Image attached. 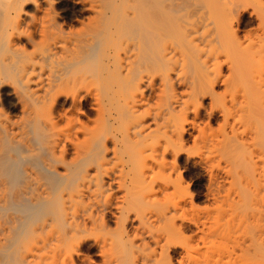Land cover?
<instances>
[{
  "label": "bare ground",
  "instance_id": "obj_1",
  "mask_svg": "<svg viewBox=\"0 0 264 264\" xmlns=\"http://www.w3.org/2000/svg\"><path fill=\"white\" fill-rule=\"evenodd\" d=\"M165 2V0H102L100 2L102 3L101 6L93 7L94 11L96 8L100 9V11L95 12L100 13V15L103 13L101 16L102 21L104 20L102 31L99 30L101 26H98L96 29H89V32L79 36V38L67 36L68 39H71V41L68 40V47L66 46L68 41L64 43L65 46L57 41L61 38L60 42L64 41L63 36L65 34L56 32L52 34L43 28L42 35L44 37H42L45 40H48L47 38L51 39L52 43L51 40H48L50 44L46 41L45 45L48 46L46 45L41 50L42 53L40 51L34 52L36 54L41 53V56H38L40 59L37 57L38 62L35 61V58H32V56H36L30 55V52L26 51L20 44L23 38L22 35L27 33L23 32L22 29L19 34L11 32L12 35L17 34H14V36L10 34L9 37L8 34H4L8 38L6 36L3 39L4 37L1 35L6 24L3 23L4 26L1 24L0 37L3 38H0V90L1 86L10 84L13 97L23 106L24 120L12 124L7 120L8 118L6 120L0 118V264H68L72 252L77 251L79 248L77 235L82 227V223H80L82 216L71 208L75 209L84 202L87 193L91 192L89 188L92 183L94 184L93 178L98 174L96 172L107 165L111 148H109L110 145L108 146L109 141L114 146L111 150L117 154L120 152L119 149H122L121 152L124 153L123 155H121L122 153L119 154V156L121 155V160L125 164L127 159L123 157L125 151L128 150L129 152H126L129 155L128 165L126 166L130 165V168L127 167V170L119 169V172L121 170V172L126 171V173L122 172L124 176L122 174L121 176L125 179L118 177L121 182H117L119 185L122 183V186L126 188L127 195H123L128 196V198H124L127 200L124 202H127L129 207L125 208L126 206H123V209L120 206L121 210L119 211L126 210L130 214L131 209L136 211L144 205H147L148 209L151 204L158 203L159 197L157 198V195L155 198V195L159 191H161L159 194L162 192L165 194L168 191L170 194L167 192V198L171 195L175 197V195L183 194L180 184L172 180L174 172L171 173V170L173 171L175 168H169L167 158L173 156L178 160L181 153L183 154V145L185 146L183 137L190 130L188 129L189 125L192 128L195 127V121H190V115L194 113L197 119L201 116L199 109L204 108L202 102L206 97L205 95L208 94L207 96L210 95L209 97L215 100L212 105L218 102L215 99L218 95L221 98V93L215 91V86L218 85L220 78H217L215 74L214 78L213 75H207L205 69L203 70L200 65L198 66V60L201 61V59L195 55L200 54V45L193 37L197 32L188 25L180 30L181 27H178L176 22L178 19L175 20L172 12V3L170 6L168 5L169 7H163ZM4 3L8 4V10H4L3 13L6 16L8 15L9 18L11 16L20 18L28 3L38 5L35 0H5ZM16 4L19 9L16 8ZM105 6L115 7L117 12H111V15L104 13L107 9H105ZM111 7H108V9H111ZM2 9L1 11H3ZM116 9H113V11ZM8 11L10 12L8 13ZM3 13L1 12V15L4 18ZM118 17H121L123 23L120 25L121 27L114 30L111 28L114 22L113 19L116 20ZM17 22L18 25L20 22ZM14 25L10 24L11 27L18 28L17 25ZM228 26L230 27V25ZM16 28H12V30H16ZM7 30L5 29V31ZM19 30L21 29L18 28L17 31ZM100 32L102 36H100ZM26 36L24 35V37ZM64 37L66 38V36ZM27 39L31 40L28 36ZM208 44L210 46L211 43L208 42ZM177 54L182 57L179 58ZM219 56L217 55V57ZM95 57H98L99 60ZM94 58L98 61H94ZM178 58L181 59L180 61L183 64L178 61ZM217 61L219 60L217 59ZM98 62L100 64V66H97V68L100 67L99 70L95 66ZM216 64H218L215 65L218 66V69L222 67H219L220 62ZM178 65L180 66L178 67ZM234 65L233 68H235ZM36 66H40L41 70L36 71L38 69ZM104 72L119 79H117V82L113 80L115 83H119L118 91L115 89L117 92H114L113 86V89L108 86L110 76H107L108 79L107 77L103 79L107 80L106 87H110H107V90L109 89V92L113 90L114 93L109 94L108 91H105V86L103 89L102 87L98 89L101 85L96 86L98 85L96 84L97 80L102 79L100 74L102 73L103 77ZM233 72H236L235 69ZM219 73L216 72V75L218 76ZM237 76L239 77V75ZM240 76L242 77V74ZM238 77H234L233 82L236 81L235 79L238 82L240 80ZM8 80H10V83ZM237 82H235L233 88L237 85ZM121 84L122 87L120 88ZM176 84L186 89V93L184 92L187 94L186 98L184 95L176 93ZM95 87L99 92L102 91L100 94L98 92L99 96L96 95V92L94 95V90L97 91ZM143 87L148 88L151 92L159 93L155 105L145 98ZM81 89L86 90L87 94L95 98L99 111L104 115H108V117H103L101 113L103 120L108 118L106 123L104 121L106 125L103 123L104 125L101 126L100 130L96 127H81L78 129L75 123L76 120L72 119L69 121L67 130H59L56 119L51 113L52 108L63 96L71 97L73 103L76 104L81 96V93L77 91ZM104 91L105 95H102ZM235 92L237 93V91ZM248 92V95H244L242 102L241 100L237 101L236 98L233 99L231 108H227L225 104L220 107L222 103L219 106L216 103V106L211 105L210 111H207L211 120L216 115L214 114V108H220L223 119L222 135L220 134V137L219 135L218 137H212L214 132L210 134L211 138L206 137L203 133L204 136L200 134L204 137V140L201 137L202 142L207 143L208 147L211 148L209 150L206 147L209 150L208 153L213 156L212 159L206 156L208 160L205 162L208 163L209 168H205L209 170V173H207L210 176L212 185L217 186L218 189V193H216L217 191L216 194L213 193L214 200L217 201L219 198L222 200V189L220 188L224 186V181L227 180L230 186L227 195L222 197L225 202H228L229 213H226L223 218L218 217L222 218L221 223L218 222L219 220L217 221V218L213 219L214 224L210 223L208 241L206 238V242L209 243V245L207 243L209 248H214L216 245L219 247L220 244L224 243V247L230 249V251L227 250L229 256H226L230 259V256L233 255L230 260L235 256L233 259L237 261V264H239V260H246L251 264L257 262V264H264V205L261 206L264 204L262 203L264 198L261 199L264 196V192H262V190L264 191V179L262 180L264 178V153L261 159L262 166L260 167L262 171L258 170L259 165L256 162L258 166L251 169V173L246 171V165L249 162L253 163V154L251 153L248 159V152L241 153L242 149L244 151L246 149L248 137L251 139L255 136H264V117L256 118V105L252 101L253 98L250 97L253 91L248 90ZM0 115L2 114L0 113ZM110 121H112V124L109 123ZM104 126L107 128V131L105 130L107 133L102 131ZM110 128L112 131L109 130ZM101 131L102 134H100ZM80 133H83L82 140L79 138ZM68 145H71L75 152L76 164H74L75 162L68 163L66 160ZM261 146L264 147V142ZM42 152L48 155V159L43 162V168L48 172V176L42 173L44 170L41 172L42 169H38L40 168L39 161L37 163L38 167L35 166L37 164L34 161L35 165L28 164L27 161L25 164L27 167L24 169L25 176L22 180L20 179L21 182L18 177L17 181L19 183L13 185L10 174L12 173L13 176L14 172H11V170L17 166L18 162L20 163V158L22 162L25 161V158L26 160L31 158L36 160V157L38 158ZM119 156L118 159H120ZM114 157L116 159V156ZM22 162L21 164L24 165V162ZM197 162L195 159L194 163ZM222 162L225 167H222ZM194 163L192 164L194 165ZM156 166L158 167L156 168L157 171H155ZM74 167H78V174L75 172ZM18 168L20 169V167ZM217 168L225 170V178L220 177L215 172ZM61 169L65 171V174H61ZM107 169L103 170L104 173L101 172L104 176H106L105 170L108 171ZM152 173L155 175V179L150 178L153 176ZM73 174L76 175V187L74 189L59 190L51 187L54 186L52 182H50L52 185L49 186L48 179L52 181V178H54L57 181V177L67 178ZM110 174L107 175L110 176ZM98 175L101 176V174ZM119 175L120 173L117 176ZM12 178L14 179V176ZM99 179L96 180L99 183H95L100 184L101 182L105 186L104 179ZM169 186L173 190L170 191ZM254 187L255 191H252L251 188L254 189ZM101 188L99 186L98 189ZM120 189L123 190L124 187L122 189L120 185ZM102 191L104 192V189ZM102 191L98 190L97 192L102 193ZM251 192L253 195L250 199L249 194ZM164 196L166 197V194ZM25 203L42 210L45 206L50 205L54 206V210L50 215L48 214L49 216L46 215L47 217L41 218L42 220L39 219V222L33 223L30 219L27 220L29 213L27 211L24 213L22 210L24 207L22 204L25 205ZM20 205L23 206L20 213H27L26 217L23 214H18L17 211L20 208H16ZM146 207L143 208L147 210ZM160 207L159 209L153 208L154 210L149 209L148 212L136 213L139 225L144 231L146 229L157 247H163L162 243H170L181 233L177 218L182 211L178 212L177 210L183 209L180 203ZM241 208H244L245 212ZM13 209L17 213L12 212ZM128 209L131 211L129 212ZM25 210L27 209L25 208ZM240 210L243 213H241L242 215L239 213ZM122 212L121 216L124 213ZM175 212L178 214L176 215ZM129 214H123L124 216L120 217L124 218L126 216L127 220L130 218ZM30 217L32 216L30 215ZM186 223L187 221L182 219V226ZM119 239L120 242L118 240L115 244L121 255H124L125 252L127 255V252L131 251V255L128 254L130 257H134L136 246L133 241L131 242V239L126 241L124 236ZM163 253L160 257L155 251H152V253L143 251L140 254L138 252L139 257L137 255L138 258H134V261H130V264H136L139 260L143 264H173L170 254L168 253L165 256L166 252L164 250ZM123 255L120 257L121 259H123ZM114 260L117 263V259L114 258ZM123 262H119V264H123ZM232 264L236 263L233 262Z\"/></svg>",
  "mask_w": 264,
  "mask_h": 264
},
{
  "label": "rangeland",
  "instance_id": "obj_2",
  "mask_svg": "<svg viewBox=\"0 0 264 264\" xmlns=\"http://www.w3.org/2000/svg\"><path fill=\"white\" fill-rule=\"evenodd\" d=\"M35 1L38 3V5L28 3L23 9L20 18L19 17L13 18V16H11L12 18L11 17L9 18L8 15L6 16L3 13L5 12L4 10L7 9L8 4L4 3L5 0H0V8L2 9L4 7L2 9L3 11H1L0 9V28L2 30V26H4L3 23L6 24L5 27L3 28L4 30L2 31V35H1L4 37V38L2 37L3 39H5V37L7 36V35L5 36L4 34H8L10 37L11 32L12 33L17 32L19 34L22 32V29H23V32L27 34L22 35L23 38L21 39L20 44H22V47H24L26 51L30 52V55L33 54L34 56H36V57L32 56V58H35V61L37 60L36 62H38V60L40 59L39 57L41 56L40 54L43 52L41 50H43V48H45L47 45V44L45 45L46 41L48 42V40L49 41L51 40L49 38H47L48 40H45V38H43L44 37L42 35L43 28L44 30L47 29L52 34H54L55 32L65 34L64 36H66V38L63 36V38L65 39L64 41L60 42L62 38L57 41H59L60 44L62 43L61 45H64V46L68 44L66 45L68 47H69L68 40L71 41V39L70 38L68 39V37H78L79 38V36L85 35V33L92 30V28L96 29L98 26H101L99 30L102 31L101 28H102V24L104 20L102 21L101 16L103 13L100 15V13L95 12L97 10L100 11V9H97V8L95 11L93 10L94 9L93 7H96V6L99 7L102 5V3H100L102 2V0H35ZM165 1H166L165 4L163 3L164 6L162 5L163 7H167L168 5L170 6L172 3L173 5L172 12L174 13L175 20L178 19L176 22H177V26L181 27L180 30L181 29L183 30V27H185V25H188L197 32L196 33L197 35L195 34V36L193 37H195L196 41L200 45L199 49L201 52L200 54L198 53L197 55H195L196 57L199 56L198 58L201 59V61L198 60V66L200 65V67L203 68V70L205 69L207 75L208 74L210 76L213 75V78L216 76L217 78L221 79V80L219 79L218 85L215 86V91L219 94L221 93L220 94L221 98L218 95V97L215 98L216 101L218 102H215V104L217 103V106H219L222 103L220 107L225 104L227 108H231L230 106H231L233 99L236 98L237 101L241 100L242 102V100H244L243 98L244 95L246 94L248 95L249 93L248 90L250 92L253 91L250 97L253 98L252 101H254L256 105V118H260V116L264 117V82H263L264 81V0H165ZM108 7L110 8L111 6H108ZM108 7L105 6V9L106 8L107 9L106 10L104 9L105 10L104 13H107V14L109 13V15H111V12H115V13L117 12V9L115 7H111V9H108ZM16 8H18V5L16 6ZM113 9H116V10L113 11ZM10 11H8V13ZM1 12L5 15L4 18H3V15H1ZM11 14H13V12H11ZM113 20H114L113 25L111 24L112 29L115 30L116 28L121 27L120 25L123 23L121 17H118L116 18V20L115 19ZM16 22L17 23L20 22V23L17 25ZM187 22L189 23L186 24ZM1 24L3 25L1 26ZM10 24L14 26L17 25V27L21 30L17 31L18 28L11 27ZM7 25L9 26V28ZM228 25H230V27ZM227 27L228 29H226ZM12 28H16V30L14 29L15 30L14 31L12 30ZM5 29L7 31H5ZM201 33H202V36L204 37L201 36ZM14 34L13 35L11 34V36H14ZM24 35H27L28 37H30L31 40L29 41V39H27V36L24 37ZM100 36H102L101 32H100ZM6 38H8V36ZM216 41H218L219 44ZM208 42L211 43L210 46ZM220 42L222 43L221 45H220ZM51 43H52V40H51ZM217 48L218 49L220 48V49L218 50ZM39 51L41 52L40 54L34 53V52H39ZM217 55L218 56L220 55V56L217 57ZM178 57L181 58L182 56L181 57L178 56ZM95 58L93 60L97 62L99 59L98 57L96 58L98 60H96ZM179 58H178V61L181 60V59L179 60ZM202 59L204 62L202 61ZM217 59L219 61H217ZM218 62H220L221 64L219 65V67L222 66L219 68L220 73H219L218 66H215V65H218L216 64ZM233 65L235 66V68H233ZM95 66L96 68L97 66H100L99 62L97 65L95 64ZM179 66L180 65H178V67ZM39 67L36 66V68H38L36 69V71L41 70ZM207 69L209 70V72ZM234 69L238 73L233 72ZM216 72L219 73L218 76L220 75V77L216 75ZM101 74H100V77L102 79H100V81L97 80L98 82H96V84H98L96 85L97 87L101 85L98 89H101V87L103 89L104 86L106 87L107 80H104V79H106L107 76H110L106 72H104L103 77H102L103 74L102 75ZM241 74H242L243 79L240 76ZM237 75H239L240 78ZM111 76L109 77L110 79L108 80V82H110L108 86H110L112 89L114 87L113 90L116 89L118 91L119 83L118 84L115 83V81L117 82L118 78H114V76H112L113 79H111L112 78ZM234 77L235 78L238 77V79L240 80H238L237 82V79H235L236 81L233 82ZM8 81L10 83V80ZM102 81L104 82L102 83ZM235 82H237V85L234 87L235 88L234 89L233 85L235 84ZM115 84L117 85L115 86ZM177 86L178 84H176V87H175L176 93L178 92L177 94H180V95L182 94L186 98V95H187L185 94L186 89L183 86H178V87ZM105 87H104V90L108 91L109 89L107 90V87L106 88ZM121 87H122V84L120 88ZM247 87H248V90H247ZM95 89L97 90L96 87ZM230 89H231L232 94L230 92ZM1 90H0V93H1L0 94V113L2 115H0V118L1 119L5 118L4 120L8 118L7 120L11 122L12 124L20 123L21 121L24 120L23 109H22L23 106L20 103H18L17 100L13 97V92H12L10 84H5L1 86ZM82 90L83 89H81L80 91H77L78 93H81L80 94L81 96L79 98L80 100L76 104L73 103L71 97L63 96L59 99V101L52 108L51 113H52V116L56 119L59 130L61 131L67 130L69 128V121H71L72 119L74 121L75 120L78 121V122L75 121L78 129H80L81 127H85V128L96 127L100 130L101 126L104 125L106 121L108 120V118L107 120L106 118H104L105 120L102 119L103 117H108V115L107 114L104 115V113L99 111L95 98L94 97L92 98V96L87 94L86 90H83V91ZM116 90L114 92H117ZM143 90L145 93V98L148 99L151 104L155 105V103L157 102V99H158L157 96L159 93L151 92V90H149L146 87H143ZM246 90L248 93L246 92ZM105 91L102 95H105ZM235 91H237V93ZM95 92L97 95L99 91L94 90V95H95ZM112 92L110 91L109 94H111ZM102 95L100 96L103 97ZM207 95H205L206 97L203 99V102H202V107L204 108L200 107L201 110L199 109L201 116L198 117L197 119L194 113L193 114L191 113L190 115V121L191 120L192 122L195 121L194 122L195 127L192 128V126L189 125L188 129L190 130L187 131V134L185 133L186 134L184 135L185 138L183 137V142H185L184 143L185 146L183 145L184 150L182 149L183 154L181 153V156L178 160L174 158L173 156H168L167 158L169 168L171 167L175 168L173 171L171 170V173L174 172L172 175V180L176 182L177 184H180V186L183 189L182 195H175V197L171 195V197L169 196L170 198L169 197L167 198V194L169 193L168 191H167L168 193L165 191L166 197L164 196L165 194L163 192L162 193L164 195L162 193L159 194V192H161L159 191L156 193L155 198L158 195L157 198L159 197L160 201L159 199L157 201L160 205L158 203H155L153 205L151 204L154 207L150 205L148 209L146 207L147 205H144L147 210H145V208H143L144 206H142V208L137 209L136 211L135 209L134 211L133 209H131L132 212L130 214L127 213L126 210L124 211L123 209L125 206H126L125 208L129 207L127 205V202L126 203L124 202V201H127L125 199H127L128 196L123 195V194L127 195L125 191L126 188L125 186H122V183H121L120 184L121 188L123 189L124 187V189L123 190L120 189V185L118 183L121 182V180H119L118 177H120V179H125L123 177L124 176L123 173H126V171L125 172L122 171L123 172L122 173L121 170L122 168L124 170H127L128 168H130V165L126 166L128 165L127 161L129 159L128 158L129 155H127L126 153L128 152V150L125 151V156L123 157L124 159H127V161L125 160L126 161V164H125V162H122L121 160L122 158L121 155H123L124 153V152L123 153L121 152L122 149L121 150L119 149L120 152H118L117 154L115 151L111 150L112 147H114L112 146V142L111 141L108 142V146L110 145L109 148L111 147L110 153L108 155V158H109L108 163H107L108 166L107 165L103 166L104 169L108 168L107 169L108 171L105 170L106 176L102 174L104 173L103 168H101L102 171H100L101 169H99L98 172L95 171L96 173L101 174V176L97 174V176L93 178L94 184L92 183V185L89 188L91 192L87 193V197L84 200V202L81 205H79L77 208H75L77 210L71 208L72 210L77 211V213L80 216H82L80 218V223H82L81 224L82 227L77 235L79 248L77 249V251L75 250L76 252L75 251H73L74 253L72 252V256H71L72 260L71 258H69L70 261L68 262V264H110V263L114 264V262L115 264H119V262H123V261H124L123 264H130L131 263L130 261H134L133 260L134 258L137 259L139 257V254L142 253L143 251L146 253H152V251L153 252L155 251L157 255L161 257V254L162 255L164 254L163 250L166 252L165 256L168 253L170 254L171 258L173 259V264H232L233 262L237 264V261H234L235 259H233L235 256L232 257V260H230L231 256H233L231 255L229 259L228 257L229 254L227 250L230 251V249H226L224 247V243L220 244L221 248H219L220 246L218 247L217 245L214 246V248H209V246H207L208 242H206V238L209 235L208 229L210 227V223L214 224V222H212L214 221L213 219L217 218V221L219 220L218 222L221 223L222 222L221 219L224 217V215H226V213H229L228 202H225L222 197L226 196L230 189V186L227 183V180L226 182L224 181L223 182L224 186L220 188L222 189L221 199L224 202L220 200V198L217 201L214 200L213 195L218 193V189L216 188L217 186L215 187L214 185H212L210 176L208 174L209 170L205 168L209 166L208 163L205 162L208 160L206 156L211 159L213 158V156L210 153H208V151L211 148L208 147L209 145H207V143L204 142L205 143L204 144L202 142L204 140V137H202L201 135L205 134L206 137L209 136L211 138L210 134L214 132L212 133V137H215V136L218 137V135L220 137L222 135L221 127L223 125V119H222L219 107L214 108L215 110L214 114H216L214 115L215 118L213 116L211 120L209 119V115L207 111L209 112L211 109L210 107L215 105V104L212 105V102L214 103L215 100L209 97L210 95L209 96ZM101 113L103 114V117ZM109 123L112 124V121H110ZM105 127L106 126L102 128V131H105L107 129ZM111 128L109 129L110 131H112ZM99 130L97 131L99 132ZM242 130H244V128H242ZM102 131L100 132V134H102ZM82 135L83 133H80L79 135V138L81 140L83 139ZM201 137L203 140H201ZM248 138H247L248 143L246 144V149H245L246 152L242 149L241 153L244 152L245 154L248 152L247 153L248 159L250 158V155L252 153L254 159H253V163L249 162V164L246 165V171H249L251 173V169H253L255 166H258V165H259L258 170L262 171L260 167L262 166L261 159L264 153V147H262L261 144L264 142V139H263L264 136L262 135L260 137L255 136V138H251V139L250 138L248 139ZM206 147H208L209 150H207ZM112 151H113V154L111 153ZM119 154L121 155L119 156ZM113 155L116 156V159ZM117 155L120 157V159H118ZM34 159L35 158H31L30 159L31 161H30V160H26L25 158V161H23L24 165H22L21 164L22 159L20 158V163L18 162L17 166H15L14 169L11 170V172H14L13 174L14 179L12 178L13 176L11 175L12 173L10 172L11 173L10 178H11L13 185L19 183L17 181L18 177H19L18 180L20 181V179L22 180L23 176H25L24 169L27 167V165H25L27 161H28V164L30 163L33 165H35V163L37 164L39 161L38 164L40 168L38 169L39 170L42 169L41 172L44 170L43 162H45L48 159V155L45 152H42L40 153L38 158L36 157V160ZM111 159L114 161H112ZM195 159L200 164L198 162L195 164L194 163ZM66 160L68 163L75 162L74 164H76L75 152L73 148L71 147V145H68L67 147ZM215 162L217 164V160ZM256 162L258 163V165L256 164ZM121 163H122V167H121ZM192 163H194V165ZM38 164L35 166L38 167ZM222 165H223L222 167H225V164L223 162H222ZM18 167H20V169ZM156 168L158 167L157 166L155 167V171H157ZM119 169H121L120 172H119ZM74 170L77 174L79 173L78 167H74ZM219 170L220 169L217 168V170L215 169V172H217L220 177L223 176L225 178L226 177L225 170H220L221 172ZM218 171L220 172V174ZM64 172L65 171L61 169V174H63ZM118 172L120 173L119 176H117L119 174ZM42 173H45L48 176V172H46L45 170ZM107 174H110V176ZM121 174L123 176H121ZM151 175H153V173ZM99 176L102 179H104L105 186H103L101 182H100L101 185L96 184V183H99V181L98 182L96 181L100 178ZM114 176H116L117 178ZM97 177L98 179H96ZM65 178L66 177H63V178L57 177L56 178V180L58 179L57 181H55L54 178H52V181L48 179L49 186L52 185V183H54L53 184L54 186H51V187H55L56 189H59V190L68 189V188L69 190L74 189L76 187V175L73 174L67 177L66 179ZM101 178L99 180H101ZM150 178L155 179L156 177L155 175H153ZM263 179L264 178H262V180ZM99 186L100 188L101 186H103V188L98 189ZM169 188H170L169 189L170 191L173 190L171 186H169ZM103 189H104V192L102 191ZM251 189L252 191H255V187L254 189L253 188ZM94 190H95L96 195L94 193ZM98 190L99 191L101 190L102 193L97 192ZM262 192L264 191L262 190ZM252 195L253 193L251 192L249 194L250 199L252 198ZM263 198L264 196L261 199L263 200ZM177 203L182 204V208H183V209L180 208L181 210L180 209L177 210L178 212L182 211L179 214L175 212L176 215L178 214V218L177 217L176 218L178 219L177 224H178V228L181 229V233L177 235L170 243L168 244L162 243L163 247L162 246L157 247L154 241L152 240L150 234L146 231V229L144 231V229L139 225V222L137 220L138 218L136 217L137 215L136 213H143L144 211L148 212L149 209H153V208L159 209L161 208L160 206L162 205L172 206L173 204H177ZM262 203L264 202L262 201ZM259 204L261 205V202ZM22 205L16 208V209L20 208L17 211L18 214H21V215L23 214L26 217L27 213H29L28 214L29 217L27 216V220L29 221L30 219V221H33V223H36L37 221L39 222L40 221L39 219L41 218L43 219V217L45 218L46 215L48 214L50 215L54 210V206H50V205H48L47 207L45 206L43 210L38 209V208L36 209L35 208L36 206L33 207L32 205H26V203L25 205L24 204ZM263 205L264 204H262L261 206L263 207ZM29 206H32L33 209L32 207L30 208ZM120 206L123 208L122 210L124 213L122 211H119L121 210ZM21 207L24 208V209L22 208L24 213L27 211L26 214H24L23 212L20 213ZM116 207L117 208L119 207L120 209L119 208L117 209ZM25 208L27 210H25ZM31 209L33 212L31 211ZM131 210L128 209L129 212ZM11 211L14 213H17L14 209ZM242 211L245 212L244 208L242 209ZM242 211L240 210V212L239 211L238 212L241 214ZM121 212L124 215L129 214L130 218H128L127 220L125 218L126 216L124 218H121L124 216L123 214L121 216ZM30 215L32 217H30ZM179 217L187 221L186 225L182 226V219H180ZM218 217H222V218L220 219ZM215 224H217V222H215ZM216 231L218 232V229ZM122 236H124L126 241L128 239L129 240L131 239L130 241L131 242L133 241V244H135L136 250L134 249L135 254H134V257L132 256L133 258L129 256V254L131 255L130 253L131 251L127 252L128 256L126 255V252H125L124 255L122 254L124 256L123 259L120 258L122 255L119 252V250H117L118 247L116 248L115 243H117L118 240L120 242L119 238ZM207 241H208V238H207ZM222 245H223V248H222ZM115 248L117 251L115 250ZM185 249L187 252L185 251ZM116 252L118 255L116 254ZM226 252L227 254H225ZM114 258L117 259V263L114 260ZM111 260L113 261L111 262ZM137 263L143 264L140 260ZM238 263L239 264H251L249 262H246V260H239ZM257 263H252V264H257Z\"/></svg>",
  "mask_w": 264,
  "mask_h": 264
}]
</instances>
